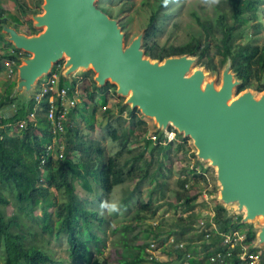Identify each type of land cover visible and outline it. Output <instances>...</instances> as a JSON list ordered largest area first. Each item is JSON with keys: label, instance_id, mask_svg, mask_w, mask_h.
I'll return each mask as SVG.
<instances>
[{"label": "trees", "instance_id": "1", "mask_svg": "<svg viewBox=\"0 0 264 264\" xmlns=\"http://www.w3.org/2000/svg\"><path fill=\"white\" fill-rule=\"evenodd\" d=\"M165 2L166 0H157L155 4H151V13L142 45L147 56L159 60L184 54L202 57L209 42L214 39L224 47L223 55L230 61L233 72L241 81L237 87V92L249 88L258 92L264 91V43H256L248 34L251 27L258 30L262 28L261 23L251 24V22L257 19L264 0H220L221 3L229 7V11L219 10L213 19L202 18L197 12H194L195 20L202 30L201 34L194 36L185 43L169 46L160 45L156 39L159 32L158 18ZM17 4L20 12L24 15L38 13L36 9L27 8L22 0H17ZM218 7H220V3ZM101 9L111 15L108 8L102 7ZM13 19V14L0 4V25H9ZM125 22H120L122 30L126 28ZM14 27L19 28L18 24H15ZM0 43H3L0 48V73L7 70V61L18 62L22 57L29 56V53L17 49L13 43L7 41L1 29ZM62 65L63 63L59 61L52 70V73L59 74L61 86L69 82L62 73ZM84 75L87 76L88 72H85ZM78 82V79L74 77L71 86L75 88ZM11 84L14 87L15 82ZM90 86L100 91L102 99L99 102H101V106L107 102L105 92L110 87H115L110 83L103 87H97L94 80ZM8 94V101L6 103L1 101L0 109L1 105L15 104L16 110L9 117L4 115L2 123L16 125L19 121L28 119L29 113L32 112L34 93L30 100L20 95L10 97V92ZM95 94L91 91L87 96L88 100L83 101L80 105L83 108L91 105L92 116L99 109ZM80 106L72 109V120L74 110L79 109ZM47 107V103L42 104L36 118V125L34 121H28L25 128H18L17 131L14 130L15 132L11 130L12 127H7L5 131H1L4 138L0 139V185L9 188L17 203V211L23 215H32L37 206L46 205L52 194V189L55 188L65 196V199L55 204L53 214L47 210L43 211L41 218L43 231L57 236L66 235L71 260L67 264H108L106 258L99 256L102 254L99 247L101 237L96 234L93 228L94 226L101 228L106 218L100 215L98 210L88 207L87 202L79 196L78 181H83L82 188L84 186L85 189H90L91 193L96 192L94 184L99 186L102 190L99 197L105 200L104 198H108L115 186L127 180L138 178L140 175L143 178L154 176L153 173H149L152 161L145 159L143 170H139L137 163L134 162L144 157L145 149L132 154L133 151L129 147V129L119 138L120 148L107 159L104 158L105 148L100 141L96 139L85 140L80 129L75 126L69 127L63 135H53L48 130L50 123L43 114ZM107 110H103V112ZM135 112H137L136 108L131 110L133 118ZM79 113L80 116L85 117L84 111L80 110ZM134 122L131 121L133 125ZM54 139L57 146L64 145L63 157L58 159L54 155V150L48 151V145ZM163 139L166 140L164 133L161 132L159 133V141H164ZM79 150L83 153H89L90 157L95 155L96 159L81 158L74 161L71 153ZM127 153L129 156H125ZM42 157L46 158L43 164ZM122 158H124L123 161H121ZM194 177L195 180H198L199 177L204 178V175L195 173ZM189 178L180 179L179 188L176 191L179 204L175 205V208L178 210L181 205L183 215L186 214V216L182 215L177 219V229L167 230V233L159 235L152 229L154 237L156 239L161 238L162 245L170 236L179 234L182 239L189 241L187 248L191 246L190 241L193 240V237L187 239L184 235L192 229L193 220L197 213L194 211L196 196L189 195L187 186L190 183ZM162 187L163 184L158 181L149 192L147 201L140 200L138 202L135 216L132 217V219L137 220V223L135 225H123L125 232L135 229L139 223L143 222L144 218L155 217L161 207L160 204L156 203L155 195ZM11 200L12 198L5 194L0 187V243L4 245L5 253L3 264H53L59 262L60 260L54 259L39 245L29 243L27 234L22 230V223L8 217L6 208L11 204ZM121 205L129 208L128 200L125 197L122 199ZM214 208L217 222L228 220L229 211L217 199L214 202ZM57 222L58 226H56ZM249 228L251 230L250 238L254 239L256 236L255 231H253L254 228L253 226H249ZM117 229L115 228L114 231L116 232ZM123 234L122 236H124ZM120 242L123 243L124 238H121ZM136 249L138 251L136 256L131 259L118 257L116 264H145L147 261L145 245H136ZM163 250L170 257L169 264H182L186 250L168 247ZM153 263L158 264L157 262Z\"/></svg>", "mask_w": 264, "mask_h": 264}, {"label": "water", "instance_id": "2", "mask_svg": "<svg viewBox=\"0 0 264 264\" xmlns=\"http://www.w3.org/2000/svg\"><path fill=\"white\" fill-rule=\"evenodd\" d=\"M43 6L44 13L35 16L36 25L44 28L38 35L2 25L7 40L29 53L19 66L15 92L24 88L30 100L38 81L65 57L68 80L92 66L99 86L111 79L133 109L193 139L198 157L216 167L219 202L243 212L242 223L262 216L256 231L257 243L263 244L264 94L255 98L250 88L237 92L241 81L231 63L218 87L203 68H193L191 55L152 59L142 48L144 34L126 45L118 20L96 0H45Z\"/></svg>", "mask_w": 264, "mask_h": 264}, {"label": "rangeland", "instance_id": "3", "mask_svg": "<svg viewBox=\"0 0 264 264\" xmlns=\"http://www.w3.org/2000/svg\"><path fill=\"white\" fill-rule=\"evenodd\" d=\"M27 8L36 9V14H22L19 10L17 0H0L1 6L10 11L14 19L10 21L9 25L14 27L18 24L19 32L28 36L38 35L43 31V27L36 25L35 16L44 13L45 0H22ZM157 0H96V4L100 8H108L110 10V16L117 19L120 22H125V34L126 45H129L131 41L139 34H144L147 28V23L151 13V4H155ZM218 5L206 4L204 0H166L162 7L160 16L158 18L159 32L157 35V41L160 45H179L190 41L194 36L201 34V27L197 23L194 17V12H197L202 18L213 19L219 10L228 12L229 7L220 2ZM261 23L262 28L258 30L254 27L249 29V37L253 38L256 43H264V4L261 6L257 19L252 23ZM250 24V25H251ZM3 24L0 25V29L4 36L8 34L3 29ZM122 28V27H121ZM248 41V40H247ZM2 43H0V48ZM24 51V50H21ZM224 47L217 41L212 39L202 57L192 56L194 59L193 68H203L209 75L210 79H214L216 85L219 87L222 83L223 71L230 65V61L223 55ZM31 56V55H30ZM27 57V56H26ZM66 58V57H65ZM65 58L61 60L63 63L62 69L64 71ZM25 57H22L14 66L15 73L9 80L14 81V87L18 85L20 75L19 66L23 64ZM55 66V65H54ZM7 72V71H6ZM88 72L85 76L84 73ZM64 75V74H63ZM76 77L81 82L82 89L92 88L90 85L92 80L96 82L97 73L92 66L89 68H82L78 70L72 77ZM42 82V81H40ZM39 83V81H38ZM37 83V84H38ZM110 83L115 87H110L106 92L107 97V111L103 112L102 104L99 102L101 93L99 90L92 88L95 92L96 101L98 100L99 109L94 116L91 114L90 107L83 108L78 105L79 109L74 110V126L80 129L81 135L86 139L99 140L101 145L105 148L104 158L107 159L112 156L120 148L119 138L124 132L129 129V147L132 149V154L138 153L140 150L145 149V155L143 158L138 159L137 163L139 170L144 168V160L151 159L152 167L149 170L152 175L150 178H143L141 175L138 178L127 180L126 182L114 187L112 193L105 200L100 199L102 190L99 186L94 184L95 193H91L90 189H85L82 183L78 181L80 188H78L79 196L86 201L88 207L99 211L100 215L106 218L105 223L99 228L94 226V231L101 237L99 247L102 254L99 256L106 258L108 264H116L118 257H125L131 259L136 256L138 251L136 245H145V249L149 243L155 240L154 232L159 234L167 233V230L177 229V219L183 215L182 206L176 210L175 205L179 204L176 198V191L179 188V180L185 177H190L188 183L189 195L196 196L195 209L196 217L193 220V225L201 217H207L204 215L206 211L213 208L214 202L220 197V185L217 179L216 167H214L209 161H202L198 157V150L194 145V141L190 136H185L184 133L179 132L174 126L169 125L164 129L156 123L155 118L144 115L140 108L135 107L137 112L134 113V118L131 115L133 106L127 102V95L119 94L116 83L111 79H107L106 85ZM10 88V93L12 89ZM38 86H36L35 91ZM101 87V86H97ZM25 89L18 90L21 92L20 96H23ZM257 92L259 97L263 95V92ZM34 91V92H35ZM3 92V91H2ZM33 92V93H34ZM9 93V92H8ZM32 95V92H31ZM2 94L0 93V98ZM25 98V97H24ZM88 100V99H86ZM90 102V101H89ZM84 111V116H80L79 111ZM135 121L134 125L131 121ZM15 132V131H14ZM175 132V139L164 140L163 143L153 141L152 134ZM18 133V132H17ZM16 133V134H17ZM115 137V138H114ZM59 146L55 145V154L58 152ZM125 156H129L127 153ZM71 157L74 161L79 159L95 158L89 156V153H83L80 150L71 153ZM124 158L121 159L123 161ZM199 171H205L209 178L206 182V177L195 180V173L199 174ZM44 181V180H43ZM163 184V187L155 195L156 203L161 207L157 211L155 217L144 218L143 222L139 223L135 229L124 231L123 225L137 223L136 219H132L135 216L136 208L140 200L147 201L149 198V192L153 189L157 182ZM5 194L12 198L11 204L7 206V213L10 219H16L22 223V230L27 234L28 242L31 244H37L59 262L53 264H67L70 260L69 257V244L67 242L66 235L61 234H49L43 231V224L41 218L43 211L47 210L50 213H54V206L57 202H61L65 199L55 188L52 189V194L48 198L46 205H39L33 210L32 215H23L17 211V203L13 199L12 192L7 186L0 185ZM213 195V198H205L204 191ZM128 200L129 208L123 207L121 201L123 198ZM112 202L119 205V211L109 214L106 209L101 208L103 202ZM229 211L228 220L221 222V229H228L230 224L235 223L239 226H253L255 233L257 226L260 224L262 218H257L251 222H243L244 213L239 212L236 206L228 205L226 208ZM201 210V212H197ZM183 216H186L184 214ZM58 226V222L57 225ZM159 226L157 229L156 227ZM118 228L115 232L114 229ZM192 229L184 235L185 238L193 240L195 242L199 240V236H194ZM153 229V231H152ZM124 231V232H123ZM122 233H124L122 236ZM179 234H174L178 236ZM181 236V235H180ZM124 238V242L121 243L120 239ZM103 239V241H102ZM159 246H162L161 238L156 239ZM200 243H195V248H199ZM4 245L0 243V264L4 263L5 259ZM159 264H169L168 262H159ZM145 264H154L148 260Z\"/></svg>", "mask_w": 264, "mask_h": 264}, {"label": "built area", "instance_id": "4", "mask_svg": "<svg viewBox=\"0 0 264 264\" xmlns=\"http://www.w3.org/2000/svg\"><path fill=\"white\" fill-rule=\"evenodd\" d=\"M7 75L12 78L16 65L15 61H7ZM52 73V72H51ZM48 74L39 80L37 89L34 92V107L31 113H29L28 119L19 121L16 125L11 123L4 124L2 119L4 117L3 111L0 109V132L5 131L7 127H12L11 130L17 131L23 129L28 125V121H34L36 125V118L40 112L43 103H47L48 107L44 111V116L50 123L49 131L53 135H63L67 132L69 127L74 126V122L71 119L72 109H75L82 101H86L87 96L92 88L82 89L81 82H78L76 87H72V82H66L64 85H60L59 74L54 72ZM63 73V72H62ZM42 81V82H40ZM8 101L7 97L2 99L3 103ZM14 107L15 104H12ZM102 110H107V105H103ZM1 132L0 139L4 138V134ZM37 132V130H36ZM166 140L175 139V132L165 133ZM153 141L163 143L159 141L157 134H152ZM165 140V141H166ZM56 145L55 139L48 145V151L54 150ZM54 152V151H53ZM64 145H60L58 152L54 155L58 158L63 157ZM46 158L42 157V164L45 163ZM206 177V182L209 178L205 171H199ZM205 198L212 199L213 195L204 191ZM204 215L207 217H201L193 225V233L195 236H199V240H195V243H200L199 248H195V245L187 248L188 241L178 236H170L168 240L159 246L158 241L155 239L149 243L146 248V258L149 262H168L170 259L168 253L163 249L168 248H180L186 250L185 258L182 264H264V243H257V232L254 239L250 238L251 230L247 226L230 224L228 229H221V222L215 220L216 210L213 208L206 211ZM254 231V229H253Z\"/></svg>", "mask_w": 264, "mask_h": 264}, {"label": "crops", "instance_id": "5", "mask_svg": "<svg viewBox=\"0 0 264 264\" xmlns=\"http://www.w3.org/2000/svg\"><path fill=\"white\" fill-rule=\"evenodd\" d=\"M5 39L7 40V37H5ZM1 46H3V43L1 44ZM6 71L0 73V93L2 94V96L0 98V103H1V101H2V99L4 97H7L9 95L8 92H10V88L12 87V84L11 83L14 82V81H12V79H11V81L9 80ZM73 79H74V76L72 77V80ZM68 81L69 82H72L71 80H68ZM15 89L16 88H13L12 89V92L10 93V97L15 96V95H13L14 93H16L17 95H20L21 94V92H15ZM23 96L26 98L27 97L26 93H23ZM1 110L3 111V113H4L5 116L9 117V116L13 115V113L15 112L16 106L13 107L12 104L1 105ZM197 212H201L202 213L201 210H198ZM186 241H188V240H186ZM188 243H189V241H188ZM192 245L194 246L195 245V242H192L191 243V246Z\"/></svg>", "mask_w": 264, "mask_h": 264}, {"label": "clouds", "instance_id": "6", "mask_svg": "<svg viewBox=\"0 0 264 264\" xmlns=\"http://www.w3.org/2000/svg\"><path fill=\"white\" fill-rule=\"evenodd\" d=\"M204 2L210 5H218L220 3V0H204ZM101 208L106 209L109 214L119 211L118 204L107 201L101 204Z\"/></svg>", "mask_w": 264, "mask_h": 264}, {"label": "bare ground", "instance_id": "7", "mask_svg": "<svg viewBox=\"0 0 264 264\" xmlns=\"http://www.w3.org/2000/svg\"><path fill=\"white\" fill-rule=\"evenodd\" d=\"M207 79H208V77H206V80H207ZM253 93H254V92H253ZM263 94H264V93H263ZM261 96H262V95H261ZM261 96L258 97V96L256 95V93H254V97H255V98H260ZM197 150H198V149H197ZM197 154H198V153H197ZM259 218H262V216H260ZM261 220H262V219H261Z\"/></svg>", "mask_w": 264, "mask_h": 264}]
</instances>
